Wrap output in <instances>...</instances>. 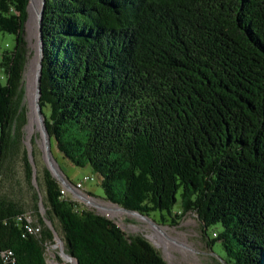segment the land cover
I'll use <instances>...</instances> for the list:
<instances>
[{"label":"trees","instance_id":"trees-1","mask_svg":"<svg viewBox=\"0 0 264 264\" xmlns=\"http://www.w3.org/2000/svg\"><path fill=\"white\" fill-rule=\"evenodd\" d=\"M46 1L40 103L61 168L90 169L103 200L167 225L196 213L205 232L220 228L210 245L226 264H264V0ZM29 4L0 0V31L15 35L1 63L0 264H49L56 239L77 264H169L63 196L45 166L42 200L11 197L22 181L35 190L23 145Z\"/></svg>","mask_w":264,"mask_h":264},{"label":"rangeland","instance_id":"rangeland-1","mask_svg":"<svg viewBox=\"0 0 264 264\" xmlns=\"http://www.w3.org/2000/svg\"><path fill=\"white\" fill-rule=\"evenodd\" d=\"M30 17L31 16L29 12V18L27 21L28 24H25V39L28 49L27 66H25L24 80L22 85V88L25 92V95H23V106L25 107L28 123L24 128L25 137L23 138V145L29 151V153H31L30 159L33 163V169L35 171V180L33 182L35 190H31L30 187L24 181H22L20 187L14 184L10 189V193L12 195L11 197L15 198V200L25 203L31 208L33 205L34 192L40 194L39 197L41 200L44 196L40 191L36 177L39 169H42L43 166L47 167V165L43 157V135L41 131L38 130L37 125H32L33 106L31 95L34 94L35 91V68L38 65L40 37L38 26L34 23L30 24ZM14 44L15 35L0 31V82H4V79L2 78L3 76L5 77L4 67L1 66V63L3 62V55L6 52L12 51L14 49ZM34 152L35 157L33 156ZM36 160L40 163V167L37 166ZM60 162L62 161L60 160ZM61 171L63 172L62 174L64 178L69 180V182L72 184L78 183L87 174L91 175L90 169L77 168L71 166L70 164H67L61 168ZM65 173L68 178L66 177ZM82 195L91 198L92 204H89L87 199L77 198L76 202L79 203L81 208H87L88 210H92L95 213L102 214V216L113 220L127 235H130V237L136 235L143 236L157 248L158 252L169 264H226L224 260L226 259V256L220 249L221 243L217 242L213 246L210 245L211 239L214 237V233L216 231L218 232L220 228L213 226L205 232L204 226L196 213L185 215L181 219L179 225L175 227L160 222L158 213H152L150 217L152 219H145L143 217L131 214V212L124 211L115 204L103 200V198H105V192L102 186L99 184L98 179L90 181L89 183H85V191L82 193ZM67 196L70 199H73L74 197L72 193H69ZM39 203V205L42 207L41 214H45L42 201ZM47 224L48 226L51 225L50 222H47ZM160 230H165L170 235V237H173V239H177L186 243L187 247L173 246V244H171L172 242L169 241L166 235H162ZM156 235L162 237L166 244H160V242L154 238ZM64 253L67 254L64 244L63 246H61L60 243L52 245L46 254L47 262L49 264H77L74 259H72L73 263L67 262L64 258ZM67 255L69 256V254ZM57 257L61 259L60 262L57 260Z\"/></svg>","mask_w":264,"mask_h":264},{"label":"water","instance_id":"water-1","mask_svg":"<svg viewBox=\"0 0 264 264\" xmlns=\"http://www.w3.org/2000/svg\"><path fill=\"white\" fill-rule=\"evenodd\" d=\"M31 3V0H30ZM46 0H43V5H42V9L40 10L39 13V23H38V30H39V59H40V63L38 66V71H37V81H36V89H37V100H36V113L43 119V124H42V135H43V142H44V153H43V157L45 160V163L47 165V169L51 172V174L57 179L59 180V183L62 186L68 187L71 192L72 190V186L73 184L71 182H69V180L65 179L63 176V172L61 171V166L59 164V162L57 161V159L54 157L53 155V149H52V142H51V135L47 129L46 126V117L44 115V113L42 112L43 107L40 103L41 100V95H42V88H41V81H42V75H43V59H44V52H45V47H44V38H45V34L43 31V17H44V9H46ZM29 8H30V4H29ZM28 8V9H29ZM29 157H31V153H28ZM33 164V163H32ZM53 164H56L59 168V171L61 173V175L59 173H57L53 168ZM124 211L127 212H131L130 210H126V209H122ZM131 214L143 217L145 219H148L147 217H145L144 215L140 214L139 212H131ZM65 254V253H64ZM67 255V254H66Z\"/></svg>","mask_w":264,"mask_h":264},{"label":"bare ground","instance_id":"bare-ground-1","mask_svg":"<svg viewBox=\"0 0 264 264\" xmlns=\"http://www.w3.org/2000/svg\"><path fill=\"white\" fill-rule=\"evenodd\" d=\"M42 5H43V0H31L30 8H29V12H30V16H31L30 17V24L34 23L35 25L38 26V23H39V13H40V10L42 9ZM39 63H40V59L38 58V63H37L38 65L35 68V81H34V83H35V91H34V94L31 95V101H32V106H33V112H32V119H33V121H32V125H37L38 130L42 131L43 119L36 113V109H37L36 108V100H37L36 81H37V71H38ZM53 167H54L53 169L57 173H59L61 175V173H60V171L58 169L59 167L56 164H53ZM160 232H161L162 235H166V237L169 239V241L172 242L171 244H173V246H176V247H180V246L187 247V244L186 243L181 242V241H179L177 239H173V237H170V235L165 230H160ZM154 238L156 240H158L160 242V244H163V245L166 244L165 240L162 237H160L159 235L154 236ZM60 245L63 246L62 243H60ZM64 256H65V258H68V259L72 260V258L70 256H68L66 254ZM72 263H73V260H72Z\"/></svg>","mask_w":264,"mask_h":264},{"label":"built area","instance_id":"built-area-1","mask_svg":"<svg viewBox=\"0 0 264 264\" xmlns=\"http://www.w3.org/2000/svg\"><path fill=\"white\" fill-rule=\"evenodd\" d=\"M97 179L98 178H96L95 176L87 174V175H85L83 177V179L81 181H79L76 184H73V186H72V190L73 191L72 192H71V190L68 187L62 186V195L63 196H67L69 193H72L73 196H74L73 197L74 201H76L77 198H79V199H83L84 198V199H87L89 204H92L91 198H88V196L86 197V196L82 195V193L85 191V183H87V182L89 183L90 181L97 180ZM26 218H27V220L30 223V225L27 226L28 232L30 234L39 233L41 231V228L39 226H36V227L33 226V218L29 214L26 215ZM56 243L59 244L61 242L58 239H56L55 240V244Z\"/></svg>","mask_w":264,"mask_h":264}]
</instances>
